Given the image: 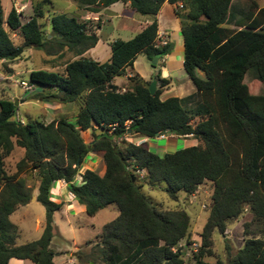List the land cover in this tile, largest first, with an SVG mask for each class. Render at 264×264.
<instances>
[{
	"label": "trees",
	"instance_id": "obj_1",
	"mask_svg": "<svg viewBox=\"0 0 264 264\" xmlns=\"http://www.w3.org/2000/svg\"><path fill=\"white\" fill-rule=\"evenodd\" d=\"M111 1L77 0L90 10ZM167 1L179 19L182 66L194 90L164 97L160 92L168 78L158 72L152 92L148 79L136 71L127 75L121 89L112 81L124 66L131 65L136 52L150 60L170 50L169 40L152 43L157 27L153 14L162 0H128L132 10L151 18L131 36L111 38L103 60L82 54L97 38V20L52 12L49 31H43L36 20L42 14L37 2L24 20L12 4L3 15L0 3V61L21 51L3 23L21 35L22 42L47 54L63 48L71 51L75 56L64 62L62 70L33 67L28 80L48 89L35 91L40 99L76 104L74 121L62 113L47 121L17 115L19 120L13 98L0 97V264H6L10 256L53 264L49 246L52 211L61 201L50 197L49 188L57 178L64 180L88 214L108 202L116 205V214L101 224L91 249L76 251L78 260L84 258L87 264H183V249L177 241L189 234L188 213L182 207L156 206L140 189L138 170L149 184L162 180L171 198L178 190L191 192L204 178L211 180L210 202L197 233L198 246L190 252V264H264V92L250 90L242 79L249 71L252 78L264 81V3L248 0L241 7L232 0H181L177 8L176 0ZM86 128L88 140L79 133ZM126 132L190 134L197 140L158 153L145 140L124 139ZM14 145L21 152L8 173L3 156ZM90 151L99 152L101 172L91 167L78 171ZM26 169L36 174L34 198L44 208L43 223L37 236L15 242L17 226L8 214L32 193L18 175ZM244 206L261 224L259 234L245 236L224 261L205 259L204 254H211L212 229L222 231L225 221Z\"/></svg>",
	"mask_w": 264,
	"mask_h": 264
},
{
	"label": "rangeland",
	"instance_id": "obj_2",
	"mask_svg": "<svg viewBox=\"0 0 264 264\" xmlns=\"http://www.w3.org/2000/svg\"><path fill=\"white\" fill-rule=\"evenodd\" d=\"M232 1L242 7L248 0ZM255 1L258 4L264 2V0ZM36 2L40 4L42 9V14L36 16V20L43 31H49L48 16L50 13L64 11L73 14L76 12L77 6L79 5L77 0H0L2 14L5 15L9 5L12 4L15 9L19 11L20 20H24L31 14L32 4ZM114 7L121 8V4L119 2L114 3ZM176 7L178 8L179 6ZM160 11L164 17H170L172 15L170 7L167 4H164L163 10ZM108 14V19L104 20L96 29L98 40H95V46L90 48L87 47V49H85L86 51L83 52V54L89 55L97 60H103L108 56V46L111 38H127L131 34L128 27L130 22L128 16L121 15L120 12L118 14ZM134 15L136 16L137 13L135 12ZM224 23L227 24L229 22ZM3 26L7 30L11 40L21 45V51L14 58L5 59L2 60V62L0 61V97L14 98L16 104L18 103L15 108L16 113L21 116L22 119L26 117H36L43 121H47L62 113L66 115L70 121H74L76 105L74 101L61 102L58 100L40 99L37 94H34L35 91L43 89V91L46 92L48 89L35 83L30 84L28 80V71L33 67L54 68L60 71L63 68L64 62L75 55L64 48L59 53L47 54L41 48L33 47L28 43L22 42L21 35L9 29L5 23H3ZM3 62L5 65H3ZM131 62L134 69L139 73H145L151 65L141 51L135 53ZM179 76L180 75L173 74L171 77L172 81L179 79ZM114 77L116 80L122 79L121 74H115ZM20 79H24L30 86L28 88L23 87L19 81ZM242 79L250 90L264 92V81L252 78L249 71L244 73ZM125 85L126 83L124 86ZM167 90L168 89L164 87L160 94ZM194 119L195 117L193 120ZM79 133L84 140L89 139V130L87 128L80 129ZM123 138L134 142L145 140L148 148L158 153L164 150H172L179 146L192 144L197 140L190 134L175 133H157L152 136H144L126 132L123 134ZM117 142L119 143V141ZM20 152L21 148L14 145L13 148L3 156V166L8 173L14 170V162L19 157ZM102 165L103 162L99 152L91 151L82 158L78 171L83 167L90 166L100 172ZM142 174V170L137 171V180L140 183V189L156 206L160 208L182 207L187 211V228L189 234L187 237L180 238L177 245L183 249V264H190L192 261L190 252L195 249L191 248L188 241L194 239L199 242L197 233L207 213L208 204L210 202V192L212 189L211 180L204 178L196 184L191 192L178 190L176 197L171 198L166 194L163 188L164 182L162 180L154 184H149L141 179ZM18 175L23 176L25 183L31 187V191H34L37 181L34 170L26 169L20 171ZM74 178L78 179V175L75 174ZM63 195H65V188H63ZM50 197L55 199L57 195L51 191ZM64 207L65 205L52 211V235L49 240V246L53 248V252L57 251V255H60L59 257L61 259L64 250L68 249V251L63 254V262L59 261L58 264H73L76 262L87 264L84 258L78 260L76 257L72 262H68L67 258L70 257L71 254H75L77 250L82 253L91 249L94 242L98 240L101 224L116 214V205L113 202H108L97 208L92 214L86 213L83 206H79V204L74 212H65L66 210H64ZM43 214L44 208L35 198L28 199L25 203L18 204L11 210L8 217L15 222L17 226L15 242L28 240L39 234L43 223ZM260 225L261 224L257 220L251 218L248 208L244 206L237 215L225 221V226L222 231H218L215 228L212 229L210 233L211 254H204L203 257L208 260L219 257L224 261L227 255L232 253L236 247L241 244L245 236L259 234ZM183 243H186V245L182 246ZM196 246H198V244Z\"/></svg>",
	"mask_w": 264,
	"mask_h": 264
},
{
	"label": "crops",
	"instance_id": "obj_3",
	"mask_svg": "<svg viewBox=\"0 0 264 264\" xmlns=\"http://www.w3.org/2000/svg\"><path fill=\"white\" fill-rule=\"evenodd\" d=\"M117 2L121 4V8L114 7V3ZM164 4H167L170 7V10L172 12V15L170 17L168 16L164 17L161 14L160 10H163ZM119 12L121 15H126L130 19V22L128 24L129 30L131 31L130 36L136 30L141 28L145 23H147L151 18V16L148 14L138 13L132 10L128 4V0H113L106 5L99 6L96 10H90L82 5H78L76 12L73 14H75L78 18H91L92 20H97V21L99 19L98 26L95 27L94 29L96 33V29L101 25V23H103L104 20L108 19L109 16L108 13L118 14ZM135 12L137 13L136 16L134 15ZM153 15L155 16L157 28L163 30L167 34L168 40L171 42L170 50L163 53L159 57L154 58L153 62H150V60L147 59L151 63V65L150 68L145 73L137 72V70L134 69L133 64L131 62V65L124 66L123 72L120 73L122 79L116 80L115 77L113 76L112 81L115 82L118 86L123 87V85L126 83L127 75L133 70L139 73L143 78H146L148 80L152 77L154 78V73L158 72L159 75L168 78V83L165 86L168 90L164 91V93L162 92L160 94V97H164L170 94L183 95L189 93L194 90V85L182 66V54H183L182 36L179 30V19L178 16L173 11L172 3L168 2L167 0H162L156 12ZM97 40H98V36L96 38V41ZM96 41L94 42L93 45L89 46L88 48L95 46ZM84 51H82V54ZM173 74L180 75L179 76L180 78L172 81L171 77ZM90 152H88V154ZM102 169H103V165L100 172L102 171ZM63 188H65V195H63ZM49 189L50 192L52 191L57 195V197H55V200L61 201V205L59 207L65 205L64 207V210H66L65 212L68 211L74 212L78 204L79 206H81V204L78 203L77 200L72 196V193L69 190H67L65 186V182L62 178H57L56 180H54ZM34 193H35V189L34 191H32V194ZM63 254L61 259L59 257L60 255H57V251L53 252V256H52L53 264H58L59 261L63 262L64 260ZM75 258H76L75 254H71L70 257L67 258V261L72 262V260H74ZM6 264H36V263L28 257L10 256L6 261ZM73 264H80V263L76 262Z\"/></svg>",
	"mask_w": 264,
	"mask_h": 264
},
{
	"label": "built area",
	"instance_id": "obj_4",
	"mask_svg": "<svg viewBox=\"0 0 264 264\" xmlns=\"http://www.w3.org/2000/svg\"><path fill=\"white\" fill-rule=\"evenodd\" d=\"M177 6H181V0H176L175 2H174ZM168 40V36H167V34L163 31V30H161V29H158V28H156V30H155V35H154V38H153V41H152V43L153 44H161V43H165L166 41ZM20 81V83L22 84V86L23 87H25V88H28L29 86H30V84H28L24 79H20L19 80ZM123 88V87H122ZM18 114L15 112V116L16 117H18L17 116ZM19 118V120H21V118L20 117H18ZM178 242L179 241H177V244H178ZM189 243H190V246H191V248H193V249H195L197 246V242L198 241H196V240H194V239H191V240H189L188 241ZM186 245V243L184 244L183 243V245L182 246H185ZM183 248V247H182ZM180 249H181V247H180Z\"/></svg>",
	"mask_w": 264,
	"mask_h": 264
},
{
	"label": "water",
	"instance_id": "obj_5",
	"mask_svg": "<svg viewBox=\"0 0 264 264\" xmlns=\"http://www.w3.org/2000/svg\"><path fill=\"white\" fill-rule=\"evenodd\" d=\"M48 34V33H47ZM154 56H152L151 57V59H150V62H153L154 61ZM154 86H155V78H150L149 80H148V83H147V88H148V91L149 92H152L153 91V89H154ZM13 103H16V100L13 98ZM29 198H34V194H30V196H29ZM68 251V249L67 250H64V252L66 253ZM56 252V251H55ZM70 252H74V251H70Z\"/></svg>",
	"mask_w": 264,
	"mask_h": 264
},
{
	"label": "clouds",
	"instance_id": "obj_6",
	"mask_svg": "<svg viewBox=\"0 0 264 264\" xmlns=\"http://www.w3.org/2000/svg\"><path fill=\"white\" fill-rule=\"evenodd\" d=\"M157 28V27H156ZM31 83V82H30ZM122 88V87H121Z\"/></svg>",
	"mask_w": 264,
	"mask_h": 264
}]
</instances>
